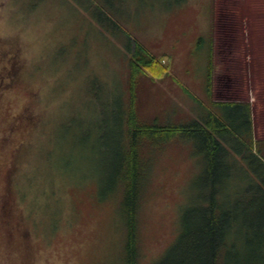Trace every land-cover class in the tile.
<instances>
[{"label": "rangeland", "instance_id": "obj_1", "mask_svg": "<svg viewBox=\"0 0 264 264\" xmlns=\"http://www.w3.org/2000/svg\"><path fill=\"white\" fill-rule=\"evenodd\" d=\"M132 42L163 79L133 71ZM210 99L249 102L259 141L261 160H231L214 189L236 264L264 253V0H0V264L164 259L208 209L205 162L133 117L189 123ZM136 138L133 257L120 169Z\"/></svg>", "mask_w": 264, "mask_h": 264}, {"label": "trees", "instance_id": "obj_2", "mask_svg": "<svg viewBox=\"0 0 264 264\" xmlns=\"http://www.w3.org/2000/svg\"><path fill=\"white\" fill-rule=\"evenodd\" d=\"M134 45V47H132ZM129 47L132 52L131 68L134 72L150 74L154 78L163 79L169 72V64L162 65L138 42ZM211 80V75H209ZM136 81L132 83L135 89ZM210 90L208 84V91ZM135 130L148 135L163 138L162 142H174L186 138L197 146V153L205 162L204 177L210 187L207 197L208 209L194 215L192 222L185 226L183 239L168 251L166 257L156 264H222L223 252L229 249V233L231 220L227 214L219 213L220 207L215 196L216 183L227 173L232 162L241 163L248 160V155L259 160L254 152L259 143L254 137L251 104L239 101H218L210 99V107L196 115L189 123L178 121L159 124L158 121L144 124L133 117ZM137 135L138 132H134ZM139 138V137H138ZM137 138L129 154L124 155L121 173L124 171V201L128 205V228L133 238L137 229L136 210L139 202V191L143 170L140 168L142 158L137 150ZM140 181V182H139ZM139 182V183H138ZM121 188V185H120ZM131 241L132 255L136 254V244ZM254 253L240 259L237 255L236 264H260L264 261L263 250L252 249Z\"/></svg>", "mask_w": 264, "mask_h": 264}]
</instances>
